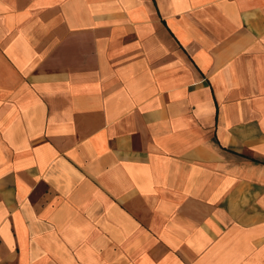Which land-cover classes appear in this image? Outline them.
Returning <instances> with one entry per match:
<instances>
[{"label":"crops","instance_id":"0c3cea01","mask_svg":"<svg viewBox=\"0 0 264 264\" xmlns=\"http://www.w3.org/2000/svg\"><path fill=\"white\" fill-rule=\"evenodd\" d=\"M0 264H264V0H0Z\"/></svg>","mask_w":264,"mask_h":264}]
</instances>
